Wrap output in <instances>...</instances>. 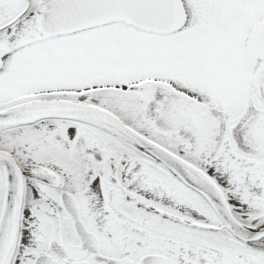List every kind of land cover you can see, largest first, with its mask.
Returning <instances> with one entry per match:
<instances>
[{"label": "snow or ice", "instance_id": "snow-or-ice-1", "mask_svg": "<svg viewBox=\"0 0 264 264\" xmlns=\"http://www.w3.org/2000/svg\"><path fill=\"white\" fill-rule=\"evenodd\" d=\"M0 264H264V0H0Z\"/></svg>", "mask_w": 264, "mask_h": 264}]
</instances>
